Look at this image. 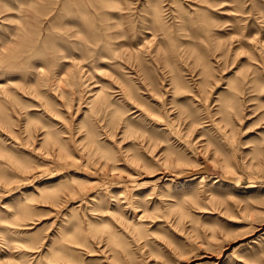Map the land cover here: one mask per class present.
<instances>
[{
  "label": "rangeland",
  "instance_id": "374dc122",
  "mask_svg": "<svg viewBox=\"0 0 264 264\" xmlns=\"http://www.w3.org/2000/svg\"><path fill=\"white\" fill-rule=\"evenodd\" d=\"M0 264H264V0H0Z\"/></svg>",
  "mask_w": 264,
  "mask_h": 264
}]
</instances>
